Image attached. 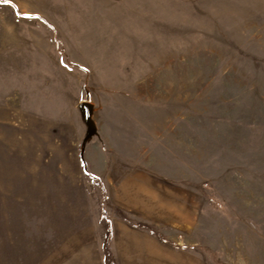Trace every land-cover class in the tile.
Segmentation results:
<instances>
[{"label": "rangeland", "instance_id": "1", "mask_svg": "<svg viewBox=\"0 0 264 264\" xmlns=\"http://www.w3.org/2000/svg\"><path fill=\"white\" fill-rule=\"evenodd\" d=\"M105 243L264 264V0H0V264Z\"/></svg>", "mask_w": 264, "mask_h": 264}, {"label": "water", "instance_id": "2", "mask_svg": "<svg viewBox=\"0 0 264 264\" xmlns=\"http://www.w3.org/2000/svg\"><path fill=\"white\" fill-rule=\"evenodd\" d=\"M80 107L82 112L84 113L86 124L89 128L88 137H93L97 134V127L92 119V105L89 102H83Z\"/></svg>", "mask_w": 264, "mask_h": 264}, {"label": "trees", "instance_id": "3", "mask_svg": "<svg viewBox=\"0 0 264 264\" xmlns=\"http://www.w3.org/2000/svg\"><path fill=\"white\" fill-rule=\"evenodd\" d=\"M98 182L100 180H97ZM121 212V211H120ZM123 218L130 222V220L127 218V216L125 214H123ZM139 226H142V227H149V224H143V223H139L138 224ZM111 233H112V228H111V224L110 222L108 223V228H107V237L110 238L111 236ZM108 243V242H107ZM107 243H105V249H106V258L109 260V264H117L116 262V259L114 258L112 252H111V249L110 247L107 246Z\"/></svg>", "mask_w": 264, "mask_h": 264}, {"label": "crops", "instance_id": "4", "mask_svg": "<svg viewBox=\"0 0 264 264\" xmlns=\"http://www.w3.org/2000/svg\"><path fill=\"white\" fill-rule=\"evenodd\" d=\"M119 261H118V259H117V263H118ZM118 264H120V263H118Z\"/></svg>", "mask_w": 264, "mask_h": 264}]
</instances>
